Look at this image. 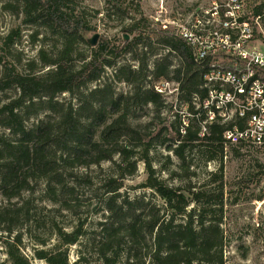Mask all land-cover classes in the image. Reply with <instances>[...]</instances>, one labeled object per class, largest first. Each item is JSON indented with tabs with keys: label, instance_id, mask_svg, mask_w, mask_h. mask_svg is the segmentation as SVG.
<instances>
[{
	"label": "trees",
	"instance_id": "1",
	"mask_svg": "<svg viewBox=\"0 0 264 264\" xmlns=\"http://www.w3.org/2000/svg\"><path fill=\"white\" fill-rule=\"evenodd\" d=\"M107 2L110 9H122L120 0ZM3 8L22 13L24 23L44 27L61 41L52 56L40 47L38 62L28 61L27 69L20 70L6 56L19 33L11 30L2 38L0 192L6 203L0 205V241L3 239L11 263L31 264L19 251L20 233L10 239L22 224L20 216L29 214L30 199L23 194L42 181L48 200L73 211L80 198V180L89 185L94 182L90 167L111 162L109 171L99 177L102 219L98 222L95 251L101 264H118L122 255V264H224L225 230L219 222L205 218L211 208L208 190L177 189L166 184L153 176L149 157L155 145L172 151L182 165L186 163L185 151L197 146L203 147L199 150L209 158L217 153L222 156L225 150L226 124L212 122L200 135L199 120L190 117L181 133L184 118L173 114L170 123L161 120L160 110L167 103L146 84L150 75L168 78L180 83L184 101H190L194 94L206 96L201 87L204 67L195 62L186 42L168 29L155 27L161 44L169 50L150 68L146 52L138 51V45L145 43V31L131 36L139 31L144 19L124 27L119 42L99 36L93 45L90 38L95 27L76 11L73 0H4ZM81 44L90 45L88 55L80 52ZM126 53L138 62L136 67L128 62L118 64ZM173 53L178 64L170 58ZM109 68L113 69L111 74ZM121 81L127 82L131 90L117 95L115 82ZM63 92L71 98L59 99ZM147 104L156 107L157 114L144 125L137 123L133 111ZM42 113L44 118L27 124ZM233 150L238 151L235 147ZM139 160L149 171L147 186L163 199L162 205L122 195L124 180L137 171ZM218 190L219 204L223 205L222 179ZM253 198L262 200L264 194ZM192 202L200 206L187 211ZM82 228L83 222L70 231L60 228V246L36 249L35 255L46 264H71L68 247L79 241Z\"/></svg>",
	"mask_w": 264,
	"mask_h": 264
},
{
	"label": "rangeland",
	"instance_id": "2",
	"mask_svg": "<svg viewBox=\"0 0 264 264\" xmlns=\"http://www.w3.org/2000/svg\"><path fill=\"white\" fill-rule=\"evenodd\" d=\"M207 1L209 0H120L122 9L119 11L110 9L107 0H73V4L76 11L83 13L95 27V33L109 38L113 43L120 41L124 27L144 19L145 21L139 24V31L131 36L145 31V43L138 45V51L146 52L149 67L153 68L154 61L168 52V47L160 42V33L155 30V27H159L156 18L164 20L187 4ZM3 2L4 0H0V52H4L2 38L9 31L15 30L19 35L16 36L14 45L8 47L6 56L11 62L18 64L20 70L27 69L25 64L28 61L38 62L40 47L46 50L47 56H52L61 46L60 39L44 27L24 23L23 14L4 9ZM79 48L83 54L88 55L91 51L90 45L87 44H81ZM170 58L174 64H178L175 53L171 54ZM127 62L133 67L138 64L136 60H132L130 53L123 55L118 64ZM107 71L111 74L113 69L109 68ZM102 81L103 79L96 83ZM146 84L154 87L155 78L150 75ZM115 89L117 95L126 94L131 90V86L124 81L115 82ZM58 98L69 100L71 96L68 92H63ZM166 103L160 110V116L161 120L166 119L170 123L174 118L175 103L172 99H168ZM133 114L136 122L144 125L157 114V110L152 104H147L134 110ZM44 117L45 113L32 117L27 124ZM233 147L238 151H234ZM199 148L203 147L186 150V163L182 165L181 159L172 151L163 145H155L149 155L151 166L155 170L153 176L177 189L192 187L194 190H208L211 208L206 211L205 218L219 222L225 230L224 264H264V198H253L264 194V146H228L222 156L217 153L213 158L207 157ZM111 166V162H103L101 167H90L94 182L89 185L80 180V198L73 211L62 209L48 200L43 192L42 181H38L32 191L23 194V197L30 199L29 214L23 213L20 216L22 224L10 235V239L17 232L20 233L19 251L31 264H46L45 260L35 255V250H50L60 246L58 230L61 228L70 231L80 222H83L84 233L77 243L68 247L69 260L71 264H101V259L95 251L98 222L102 219V210L99 208L103 196L102 189L99 188V177L108 172ZM83 170L84 168L80 169L81 172ZM148 176L146 165L139 160L137 171L124 180L122 195L129 198L143 197L162 205L163 199L153 188L147 186ZM221 179L224 182L223 205L219 204L218 199ZM15 200L19 201L21 198ZM5 203L6 200L0 192V205ZM198 205L200 206L199 203L192 202L187 206V211L197 209ZM2 241L3 239L0 241V264H12ZM124 259L122 255L118 264H122Z\"/></svg>",
	"mask_w": 264,
	"mask_h": 264
},
{
	"label": "built area",
	"instance_id": "3",
	"mask_svg": "<svg viewBox=\"0 0 264 264\" xmlns=\"http://www.w3.org/2000/svg\"><path fill=\"white\" fill-rule=\"evenodd\" d=\"M158 25L186 42L195 62L204 67L206 96L181 99L180 83L155 79L154 89L173 114L199 120L200 135L212 122L226 124L228 146H264V0H209L187 4ZM169 50V49H168ZM179 107V108H178Z\"/></svg>",
	"mask_w": 264,
	"mask_h": 264
},
{
	"label": "water",
	"instance_id": "4",
	"mask_svg": "<svg viewBox=\"0 0 264 264\" xmlns=\"http://www.w3.org/2000/svg\"><path fill=\"white\" fill-rule=\"evenodd\" d=\"M99 38V33H94V35L90 38V43L95 45L97 43V40ZM125 38H128V35H125Z\"/></svg>",
	"mask_w": 264,
	"mask_h": 264
}]
</instances>
